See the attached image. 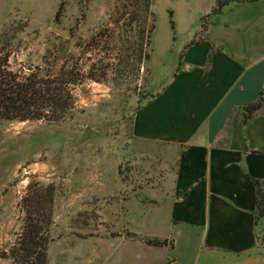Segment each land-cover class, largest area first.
I'll return each instance as SVG.
<instances>
[{
    "label": "crops",
    "instance_id": "obj_1",
    "mask_svg": "<svg viewBox=\"0 0 264 264\" xmlns=\"http://www.w3.org/2000/svg\"><path fill=\"white\" fill-rule=\"evenodd\" d=\"M235 1L194 39L161 96L133 116L132 140L176 156L173 186L167 172L159 187H135L124 180L133 172L51 170L46 181L60 189L48 264H264L248 177L264 181V114L244 128L241 109L264 93V0ZM62 159L51 158L55 167ZM0 161L3 171L15 158Z\"/></svg>",
    "mask_w": 264,
    "mask_h": 264
},
{
    "label": "rangeland",
    "instance_id": "obj_2",
    "mask_svg": "<svg viewBox=\"0 0 264 264\" xmlns=\"http://www.w3.org/2000/svg\"><path fill=\"white\" fill-rule=\"evenodd\" d=\"M142 4L143 0H0V52L11 54V70L22 73L45 62L58 70L73 60L94 78L75 88V107L60 124L0 121V158H15L0 171V264H13L5 256L22 233V200L29 185H54L57 195L60 187L46 181L51 170L63 172L69 165L78 172H133L135 178L124 180L135 187H159L167 172V189L173 186L176 156L169 158L161 146L132 140V119L143 101L182 69L181 55L201 36V20L213 2L151 0L155 29L151 44L145 40L143 45L148 61L140 59L144 53L139 21L127 25ZM56 25L70 31L72 38L55 33ZM51 158L63 159L55 167Z\"/></svg>",
    "mask_w": 264,
    "mask_h": 264
},
{
    "label": "trees",
    "instance_id": "obj_3",
    "mask_svg": "<svg viewBox=\"0 0 264 264\" xmlns=\"http://www.w3.org/2000/svg\"><path fill=\"white\" fill-rule=\"evenodd\" d=\"M255 2L257 0H243ZM236 2L235 0H217L212 12L202 18L201 37L205 34L209 21ZM141 12L130 15L129 26L138 23L141 29L142 58L148 61L150 54L143 48L145 40H151L154 32V16L151 12V0H143ZM136 14H139L136 17ZM59 13L57 14L58 18ZM95 36L91 43L96 41ZM148 41L150 45L151 42ZM197 42L192 41L185 47L181 55L184 58L186 51ZM10 53L0 52V121L3 122H46L49 125L60 124L75 107L74 90L89 78V71L79 66L73 60H67L54 70L45 62V66H30L21 72L11 70ZM212 56L208 59L211 64ZM161 93L153 94L146 99L160 97ZM264 93L259 99L244 105L241 109L244 114V128L263 110ZM231 125V120L228 123ZM255 187L256 208L254 212V230L257 250L264 257V181L248 176ZM56 187L44 186L40 183H31L28 192L22 200L25 221L17 243L11 248L6 259L13 264H48V247L50 244L49 231L53 224L54 201ZM152 247L163 248L170 246L167 240L144 239Z\"/></svg>",
    "mask_w": 264,
    "mask_h": 264
},
{
    "label": "water",
    "instance_id": "obj_4",
    "mask_svg": "<svg viewBox=\"0 0 264 264\" xmlns=\"http://www.w3.org/2000/svg\"><path fill=\"white\" fill-rule=\"evenodd\" d=\"M53 31L55 33H57L59 36H62V37L68 38V39L72 38V35H71L70 31H68V30H60L58 25L54 26Z\"/></svg>",
    "mask_w": 264,
    "mask_h": 264
}]
</instances>
